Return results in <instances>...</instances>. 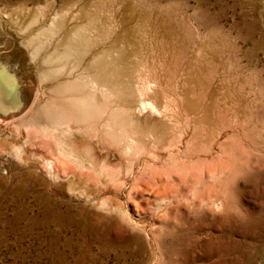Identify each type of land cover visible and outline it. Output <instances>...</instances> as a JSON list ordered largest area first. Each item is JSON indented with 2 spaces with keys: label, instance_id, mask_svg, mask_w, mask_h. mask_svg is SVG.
I'll use <instances>...</instances> for the list:
<instances>
[{
  "label": "bare ground",
  "instance_id": "obj_1",
  "mask_svg": "<svg viewBox=\"0 0 264 264\" xmlns=\"http://www.w3.org/2000/svg\"><path fill=\"white\" fill-rule=\"evenodd\" d=\"M97 1L67 0L64 11L51 15L38 8L28 17L0 20V153L18 162L8 174L17 178L20 193L26 180L42 188L33 194L38 212L28 217L32 225L49 230L56 242L68 227H81L77 217L85 218L94 206L139 232L135 249L148 251L145 264H160L157 235L177 218L188 232L183 260L201 232L214 248L207 251L214 253V241L222 252L234 247L227 242L230 227L218 237L210 223L221 214L219 221L242 223L244 237L250 235L264 257V141L247 137L257 121L248 126L241 103H206L189 98L188 91L167 92L143 71L141 38L134 40L121 19L102 18ZM17 57L25 58L21 73ZM250 147L262 170L257 180L246 178L244 189L259 201L242 205L243 217L234 219L222 213L234 207L231 181L250 164ZM248 255V262L257 257Z\"/></svg>",
  "mask_w": 264,
  "mask_h": 264
},
{
  "label": "rangeland",
  "instance_id": "obj_2",
  "mask_svg": "<svg viewBox=\"0 0 264 264\" xmlns=\"http://www.w3.org/2000/svg\"><path fill=\"white\" fill-rule=\"evenodd\" d=\"M66 2L67 0H0V20L6 21L9 15L28 17L38 8L51 15L55 11H64L68 6ZM95 8H98L99 14L105 20L119 18L124 21L129 32L134 35V40L141 38L144 42L140 50V54L145 59L143 71L148 77L150 76V79L154 78L156 83L162 85L171 94L175 91H188L190 95L188 97L193 100H205L206 103L217 104L227 101L230 105L236 103L234 106L241 103L239 105L244 109V118H242L246 120L248 126L254 121L258 124L256 129L249 126L247 137L250 135L248 138L251 142H255L258 137L262 142L264 141V0H98ZM2 45L0 41V46ZM14 60L18 66L16 70L23 72L25 58L17 57ZM29 76L33 83L32 76L30 74ZM22 87L24 91L25 86ZM249 150L250 153L247 151L246 154L247 156L250 154L248 156L250 164L248 163L244 171H239V175L231 181L233 188L231 201H233L230 205L234 204V207L230 206L228 211L222 213L231 214L234 219L243 217V206H255L254 204L259 201L254 194L249 195L244 189L246 178L257 180L256 176L262 170L259 168V161L256 163L257 152L253 147ZM17 165L18 162L10 155L0 153V264H59L60 262V264L76 262V264H145L148 251L145 249L143 251L146 252L139 253L134 247L135 239L142 235L127 227L117 215L106 213L94 206L87 209L89 211L87 218L81 215L77 217L82 223V228L70 226L58 235L57 243L51 240L53 234H50L49 230L36 224L32 225L31 217L28 218L30 214L38 212L34 207L36 200L33 194L42 188L36 184L32 186L31 181L26 180L24 182H27L26 185L22 183L25 185V191L20 193L16 188L17 178L8 174L9 170H13ZM260 181H263L262 178ZM60 182L58 181V184L62 183ZM52 199L56 201L55 197ZM261 200L264 202V197ZM62 201L63 205L71 203L68 200ZM80 206L85 207V204L80 203ZM18 211L27 213V217ZM220 215L213 214L211 216L213 221L210 223L214 222L216 232L219 233H217L218 237L223 233L225 226L230 227L228 230L230 237L227 238V242L234 244V247L230 246L229 251L222 252L219 242L214 241V253L207 251L206 248L209 250L214 248L201 232L200 241L187 250L186 255H189L183 260L186 257L183 250L187 247L185 238L188 232L184 231L186 228L183 220L177 218L174 223L169 221L171 223L168 224L167 221V226H164L165 228L163 227L157 235L156 241L162 258L160 264H264V257L258 256L257 243L250 235L249 238L244 237L242 223L219 221ZM91 226L98 228L92 230ZM243 246L246 247V252H243ZM263 247L264 245L262 246L264 250ZM244 253H248L251 258L257 254V257L248 262ZM62 256L66 259H61Z\"/></svg>",
  "mask_w": 264,
  "mask_h": 264
}]
</instances>
